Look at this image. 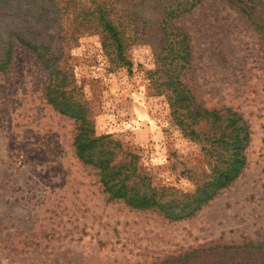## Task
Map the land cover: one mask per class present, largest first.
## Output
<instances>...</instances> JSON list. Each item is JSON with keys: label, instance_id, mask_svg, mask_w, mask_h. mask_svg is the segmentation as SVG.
<instances>
[{"label": "rangeland", "instance_id": "1", "mask_svg": "<svg viewBox=\"0 0 264 264\" xmlns=\"http://www.w3.org/2000/svg\"><path fill=\"white\" fill-rule=\"evenodd\" d=\"M180 25L194 49L187 82L196 96L250 123L241 177L186 220L108 202L75 155V121L48 104L47 72L18 44L0 74V264H162L201 247L264 244V48L218 0L204 1ZM100 44L98 35L85 36L64 50L97 132L138 153L154 185L193 191L189 175L206 174L204 156L153 91L152 47L129 48L132 69L111 70Z\"/></svg>", "mask_w": 264, "mask_h": 264}, {"label": "trees", "instance_id": "2", "mask_svg": "<svg viewBox=\"0 0 264 264\" xmlns=\"http://www.w3.org/2000/svg\"><path fill=\"white\" fill-rule=\"evenodd\" d=\"M206 0H0V74L15 46L31 51L48 75L46 100L75 121L77 159L94 171L108 202L155 212L170 221L195 217L229 189L248 167L252 130L230 106L209 108L187 79L194 49L180 20ZM234 11L264 48V0H218ZM98 35L110 69L133 67L128 51L149 45L154 68L147 72L156 96H164L184 138L199 144L207 172L190 173L195 188L156 186L141 169V156L114 137L99 134L95 116L78 85L65 51L85 36ZM162 264H264V244L215 245L191 250Z\"/></svg>", "mask_w": 264, "mask_h": 264}]
</instances>
